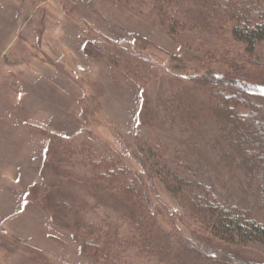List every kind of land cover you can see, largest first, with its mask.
<instances>
[{
    "label": "rangeland",
    "instance_id": "rangeland-1",
    "mask_svg": "<svg viewBox=\"0 0 264 264\" xmlns=\"http://www.w3.org/2000/svg\"><path fill=\"white\" fill-rule=\"evenodd\" d=\"M138 8L115 0H0V264H107L82 252L87 238L75 225L76 214L84 222L117 225L125 236L129 208L115 190L95 185L89 139L102 154H122V163L151 186L154 234L169 264H264L259 242H205L201 222L187 210L189 198L172 194L158 171L148 174L133 159L150 154L154 169H170L187 180L191 194L259 210L257 187L249 188L242 167L219 154L226 144L215 113L198 103L207 102L216 86H234L250 107L262 109L264 121V97L235 85L253 82L252 74L262 73L264 81V41L248 52L232 38L229 25L220 30L196 24L193 8L175 14L184 21L170 34L167 20L149 10L139 14ZM42 29L52 31L45 32V43ZM118 42L140 46L155 73L143 79L146 70L129 55L113 64L108 55ZM96 45L102 47L99 54L91 52ZM214 73L223 79L215 83ZM143 96L157 111L151 125L138 120ZM181 99L185 104L177 105ZM189 103L198 106L189 112ZM225 108L231 113L235 107ZM235 126L254 139L246 126ZM147 141L160 143L159 153H148ZM253 142L252 148L264 150ZM38 193L45 200L36 203ZM51 197L70 210H57ZM129 251L116 263L157 264L134 247Z\"/></svg>",
    "mask_w": 264,
    "mask_h": 264
},
{
    "label": "trees",
    "instance_id": "trees-1",
    "mask_svg": "<svg viewBox=\"0 0 264 264\" xmlns=\"http://www.w3.org/2000/svg\"><path fill=\"white\" fill-rule=\"evenodd\" d=\"M120 6H128L129 3L134 4L138 8V13H143V10H149L151 14H155L162 19L168 21V32L174 33L177 25H182L184 18L179 20L175 14H185L189 12V8L196 9L194 11L193 21L196 24H201L208 28L226 30L230 32L232 38L245 47V50L252 52L258 42L264 41V0H115ZM180 23V24H179ZM87 42L84 43L83 49L86 53ZM131 44V43H130ZM118 42L114 45L113 54H109L110 61L115 64L120 62L124 56H132L133 64L137 67L142 66L146 73L143 72V79L151 75L154 68V63L151 64L145 58L139 47L135 48V44ZM91 52L99 54L102 50L101 46H93ZM127 52V53H126ZM129 53V54H128ZM95 54V56H96ZM139 56V59H135ZM242 68H237L241 72ZM155 73V72H154ZM253 82L250 80H237L235 85L241 87V84L246 85L247 94L264 97V81L261 80L262 73L259 75H250ZM257 76V77H254ZM223 75L214 73L213 80L215 83L221 81ZM262 82V83H261ZM220 84V83H218ZM242 84V85H243ZM233 87V88H232ZM216 88V89H215ZM242 89V87H241ZM211 91L207 102L202 101V108H206L215 113L217 121L220 123L221 139H224L226 148L219 152L224 160H227L231 166L242 167L243 175L248 181L249 188L253 185L257 187V211L245 209L238 203L234 207L223 206L212 198L211 195L203 196L195 193L191 194L190 188L193 186L182 177H179L170 169L152 166L150 164V154L139 155L138 158L133 156L137 164L142 168L147 169L148 174L157 173L160 175L163 182L167 184V189L172 194L179 195V198H189L187 210L190 211L195 219L201 222V228L206 231L203 237L207 243H212L213 238H217L223 243H238L240 242H259L264 245V150L252 148L256 145V141L260 146L264 147V121L262 118V109L250 107L246 98H241V92L236 90L234 86H225L224 88L214 87ZM229 94L231 100H226L225 95ZM146 97L141 100V113L138 117L140 125H151L156 119L157 111L150 107L146 102ZM200 101V100H199ZM248 103H247V102ZM177 105H184L183 100H178ZM194 104V103H193ZM189 103L188 110L193 111L198 105ZM252 104V103H251ZM225 105L231 108L234 105L233 111L230 113L226 110ZM254 105V104H252ZM255 106V105H254ZM180 107V106H179ZM181 108V107H180ZM206 109V110H207ZM252 109V110H251ZM232 110V109H231ZM256 113H254V111ZM234 113L239 115L235 118ZM242 119H247L248 122L243 123ZM235 123L246 126L251 131V138L247 139L236 132ZM235 130V131H234ZM229 135L231 138L227 139ZM233 137V138H232ZM91 144V145H89ZM89 156L88 165L97 173L94 175L95 185L104 183L109 190H115L116 194L128 205L129 210L124 215L128 222V230L125 236L123 232L119 233L117 225L111 226L108 222L102 223L84 222L79 214H76L75 225L85 234L87 240L81 243L82 252H89L98 259H102L107 264H117V258L122 255L129 254V247H134L137 255H142L145 259L157 261V264H169L165 248L161 241L155 236V228L157 218L152 210V202L149 197V187L140 173H134L133 169L127 164L122 163L124 160L122 154L118 152L115 155L102 154L98 151L95 144L89 139ZM147 152L159 153L160 144H153L147 141ZM246 144V145H245ZM70 146V142L66 143ZM86 145V146H87ZM82 146H85L83 143ZM160 146V145H159ZM255 147V146H254ZM257 147V145H256ZM67 150V148H65ZM131 155V153H130ZM136 159V160H135ZM154 166H158L153 164ZM190 189V190H189ZM63 193V192H62ZM34 202L38 203L44 199L43 193H38L34 197ZM40 199H42L40 201ZM50 203L57 210L68 212L70 205L65 204V208L61 205L62 201H55L50 198ZM181 202V201H180ZM27 206V202L24 204ZM186 206V205H185ZM197 217V218H196ZM177 232L180 233L178 229ZM221 247V246H220ZM225 256L229 252L220 248ZM139 253V254H138ZM133 255V253H131ZM139 255V256H140ZM135 256V255H133ZM142 257V258H143ZM152 259V260H151ZM254 264V263H252Z\"/></svg>",
    "mask_w": 264,
    "mask_h": 264
},
{
    "label": "crops",
    "instance_id": "crops-1",
    "mask_svg": "<svg viewBox=\"0 0 264 264\" xmlns=\"http://www.w3.org/2000/svg\"><path fill=\"white\" fill-rule=\"evenodd\" d=\"M33 12H34V11H33ZM33 12H32V13H33ZM52 20H53V19H52ZM40 31H42V32H41L39 38L41 39V42L44 41V43H45V42H46V40H45V39H46V38H45V36H46V35H45V32L47 31L48 33L51 34L52 31H49L48 29H46V30L42 29V30H40ZM73 35H74V34H73ZM42 36H43V37H42ZM48 36H49V38L51 39V41L49 40V42H50L53 46L56 45V44L54 43V41L52 40V36H50V35H48ZM40 39H39V42H40ZM80 39H81V36H80ZM83 39H84V37H83ZM83 39H82V40H83ZM42 43H43V42H42ZM82 44H83V43H82ZM82 44H81V45H82ZM56 46H57V45H56ZM66 47H67V45H66Z\"/></svg>",
    "mask_w": 264,
    "mask_h": 264
}]
</instances>
